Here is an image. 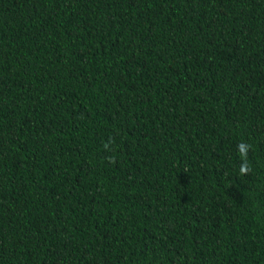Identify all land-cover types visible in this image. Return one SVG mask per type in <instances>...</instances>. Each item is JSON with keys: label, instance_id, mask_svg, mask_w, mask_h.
Here are the masks:
<instances>
[{"label": "trees", "instance_id": "obj_1", "mask_svg": "<svg viewBox=\"0 0 264 264\" xmlns=\"http://www.w3.org/2000/svg\"><path fill=\"white\" fill-rule=\"evenodd\" d=\"M0 264H264V0H0Z\"/></svg>", "mask_w": 264, "mask_h": 264}, {"label": "clouds", "instance_id": "obj_2", "mask_svg": "<svg viewBox=\"0 0 264 264\" xmlns=\"http://www.w3.org/2000/svg\"><path fill=\"white\" fill-rule=\"evenodd\" d=\"M237 147L239 150V154L244 161L240 167V173L241 175H244L251 171L249 164H248L247 157H248V152L251 149L252 145L245 143V142H241L240 144H238Z\"/></svg>", "mask_w": 264, "mask_h": 264}]
</instances>
